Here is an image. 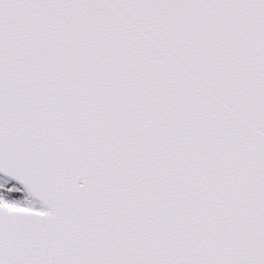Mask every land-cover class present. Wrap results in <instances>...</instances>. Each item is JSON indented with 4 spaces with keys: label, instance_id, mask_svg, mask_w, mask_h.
Returning <instances> with one entry per match:
<instances>
[{
    "label": "snow or ice",
    "instance_id": "1",
    "mask_svg": "<svg viewBox=\"0 0 264 264\" xmlns=\"http://www.w3.org/2000/svg\"><path fill=\"white\" fill-rule=\"evenodd\" d=\"M0 264H264V0H0Z\"/></svg>",
    "mask_w": 264,
    "mask_h": 264
}]
</instances>
